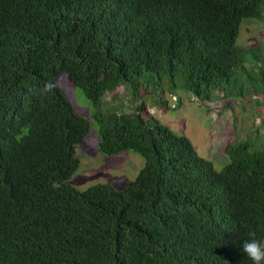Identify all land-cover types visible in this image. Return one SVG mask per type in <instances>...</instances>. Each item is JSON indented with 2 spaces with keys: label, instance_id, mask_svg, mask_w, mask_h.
<instances>
[{
  "label": "trees",
  "instance_id": "obj_1",
  "mask_svg": "<svg viewBox=\"0 0 264 264\" xmlns=\"http://www.w3.org/2000/svg\"><path fill=\"white\" fill-rule=\"evenodd\" d=\"M245 20L264 21V0H0V264H253L264 130L233 129L216 170L143 103L247 99L264 123V49L237 44ZM63 73L93 107L99 153L143 158L123 191L68 184L89 124ZM122 87L131 111L104 108Z\"/></svg>",
  "mask_w": 264,
  "mask_h": 264
},
{
  "label": "rangeland",
  "instance_id": "obj_2",
  "mask_svg": "<svg viewBox=\"0 0 264 264\" xmlns=\"http://www.w3.org/2000/svg\"><path fill=\"white\" fill-rule=\"evenodd\" d=\"M237 44L243 48L264 49V21H243ZM55 85L71 104L74 114L89 124V134L75 147L79 169L68 184L80 191L98 184L109 185L117 191H123L144 166L143 158L130 151L112 157L101 155L97 148L98 126L93 119L91 103L69 81L67 74H60L55 80ZM126 93L123 87L120 88L119 97L110 102V98L105 99L109 103L104 104V108L112 107L119 112H130V101ZM175 95L177 99L168 92L164 94L162 100L168 107L165 111L146 97L143 102L145 113L147 116L157 118L174 132L186 136L197 154L211 160L216 170H220L226 164L224 148L231 141L233 129H236L240 137L255 128L264 130V123L259 120L260 112L252 100L244 99L242 102L233 100L226 110L208 111L194 102L192 96L184 90L179 89Z\"/></svg>",
  "mask_w": 264,
  "mask_h": 264
},
{
  "label": "clouds",
  "instance_id": "obj_3",
  "mask_svg": "<svg viewBox=\"0 0 264 264\" xmlns=\"http://www.w3.org/2000/svg\"><path fill=\"white\" fill-rule=\"evenodd\" d=\"M249 237L242 243V252L253 264H264V240L256 239L255 232H250Z\"/></svg>",
  "mask_w": 264,
  "mask_h": 264
}]
</instances>
